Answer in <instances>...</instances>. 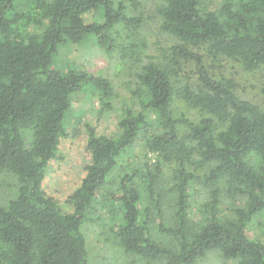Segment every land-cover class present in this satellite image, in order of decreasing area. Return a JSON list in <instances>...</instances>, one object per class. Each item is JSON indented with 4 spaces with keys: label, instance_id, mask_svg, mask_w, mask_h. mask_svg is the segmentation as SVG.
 Instances as JSON below:
<instances>
[{
    "label": "trees",
    "instance_id": "trees-1",
    "mask_svg": "<svg viewBox=\"0 0 264 264\" xmlns=\"http://www.w3.org/2000/svg\"><path fill=\"white\" fill-rule=\"evenodd\" d=\"M203 1L162 0L161 30L178 44L143 64L139 108H122L119 133L98 136L86 128L90 163L68 199L72 213H64L42 186L67 136L71 96L92 92L109 109L113 87L84 71L57 70L54 59L61 47L88 36L111 53L109 31L121 24L138 29L142 21L128 17L124 4L113 0H0V173L15 179L14 197L0 204L1 264H87L81 226L95 199L108 190L121 210L115 237L126 254L147 263L194 264L217 250L237 264H264V242L246 235L264 213V109L239 97L231 80L211 77L199 53L204 48L248 72L264 68V0H220L215 10L203 9ZM90 15L96 17L92 22ZM123 52V58L136 54L132 48ZM182 62L191 63L196 76L184 87L176 78ZM177 100L186 114H174ZM152 114L158 132L145 149L158 158L155 171L146 169L144 192L135 187V170L113 189L119 160L156 127ZM173 164L176 211L173 225L157 226L162 236L157 239L143 195L159 208L160 166ZM200 180L210 196L204 220L195 224L188 214L189 189ZM221 197L232 205L229 216L219 215Z\"/></svg>",
    "mask_w": 264,
    "mask_h": 264
},
{
    "label": "rangeland",
    "instance_id": "rangeland-1",
    "mask_svg": "<svg viewBox=\"0 0 264 264\" xmlns=\"http://www.w3.org/2000/svg\"><path fill=\"white\" fill-rule=\"evenodd\" d=\"M25 1V0H24ZM220 0H204L202 8L215 10ZM126 7L128 17H139L141 26L138 29L117 25L109 35L115 44L113 52L100 48L94 36H88L78 44H67L61 47L56 55L53 66L60 71L76 69L93 76L103 77L112 84L113 96L109 101V109H103L100 98L92 92L77 93L71 96V106L66 118V133L59 145L57 158L50 162L43 190L47 196L57 202L64 213H72L69 204L70 195L79 187L85 176V169L90 163L87 150V127L95 130L98 136H114L119 133L118 123L122 117V108H139L137 76L143 64L149 60H160L170 48L178 44L172 36L162 32L161 18L158 13L162 0H113ZM101 15H98V18ZM96 17L87 16L92 22ZM102 22V20H100ZM132 48L136 51L133 58H123V51ZM203 56L205 66L216 79H229L234 82L236 94L244 100L250 101L264 109V68L255 71H245L242 66L225 57H213L204 48L199 50ZM176 68L177 82L184 87L194 84L196 76L191 63H179ZM179 87L177 89H181ZM174 114H186L185 107L177 100L173 105ZM150 118L154 127L149 134L141 136L128 154L118 162V166L111 175L113 189L119 183L124 173L133 170L139 172L135 187L144 192L146 169L155 171L157 157L145 149L151 133H157V117ZM188 117L197 119L199 116L191 114ZM158 177L156 195L159 196V208L151 204L143 195V207H148L147 220L154 238H161L157 226L161 223L167 227L173 225L176 211L175 195L172 191V174L176 166L161 165ZM15 179L10 175L0 173V204L5 205L15 194ZM189 210L190 220L195 224L201 223L206 215L210 191L203 180L196 181L191 186ZM109 191V190H108ZM105 191L98 195L93 206L86 214V220L81 226L86 242L87 264H161V262L147 263L144 260L126 254L119 245L115 231L120 224L121 210L115 202L110 200ZM107 196V197H106ZM219 215L229 216L231 204L223 197L220 199ZM145 218V216H142ZM246 235L249 239L264 242V213L256 216L247 227ZM167 242V240L163 239ZM1 264V263H0ZM194 264H237L236 261L225 259L217 250H211Z\"/></svg>",
    "mask_w": 264,
    "mask_h": 264
}]
</instances>
